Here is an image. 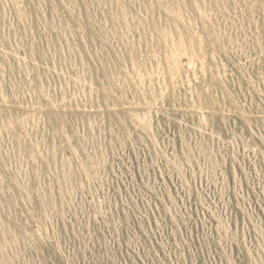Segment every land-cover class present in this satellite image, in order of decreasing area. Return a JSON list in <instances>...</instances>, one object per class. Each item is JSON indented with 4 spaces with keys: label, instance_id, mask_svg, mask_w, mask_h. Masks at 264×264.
Masks as SVG:
<instances>
[{
    "label": "rangeland",
    "instance_id": "rangeland-1",
    "mask_svg": "<svg viewBox=\"0 0 264 264\" xmlns=\"http://www.w3.org/2000/svg\"><path fill=\"white\" fill-rule=\"evenodd\" d=\"M0 264H264V0H0Z\"/></svg>",
    "mask_w": 264,
    "mask_h": 264
}]
</instances>
